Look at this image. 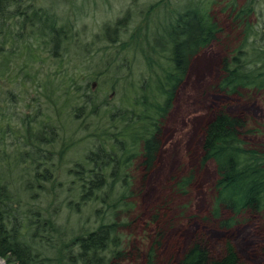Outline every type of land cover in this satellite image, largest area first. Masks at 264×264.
I'll return each mask as SVG.
<instances>
[{
  "label": "rangeland",
  "instance_id": "rangeland-1",
  "mask_svg": "<svg viewBox=\"0 0 264 264\" xmlns=\"http://www.w3.org/2000/svg\"><path fill=\"white\" fill-rule=\"evenodd\" d=\"M19 3L51 13L56 30L64 27L68 36L53 55L27 34L13 65L0 73V189L13 211L7 226L18 238L54 258L72 237L113 222L122 264H178L199 241L211 252L231 245L240 264H264V205L237 216L244 223L221 229L232 216L221 209V219L209 218L218 176L213 161L200 162L205 127L219 112L242 120L243 149L264 161V89L227 94L216 88L223 59L239 48L249 56L254 48L264 51V0ZM187 12L209 20L215 40L191 60L166 108L173 71L169 34ZM29 42L35 58L25 60ZM28 62L35 78L48 90L58 86L57 92L44 93L27 78ZM154 132L158 150L148 170L143 142ZM189 177L181 190L179 180Z\"/></svg>",
  "mask_w": 264,
  "mask_h": 264
},
{
  "label": "trees",
  "instance_id": "trees-1",
  "mask_svg": "<svg viewBox=\"0 0 264 264\" xmlns=\"http://www.w3.org/2000/svg\"><path fill=\"white\" fill-rule=\"evenodd\" d=\"M19 4V0H0L1 74L13 65L12 63L17 58L16 51L21 43L23 45V38L27 34L31 37L35 35L44 46L49 45L53 55L57 54L55 52L57 45L66 40L64 38L68 36L64 27L60 31L56 30L57 20L51 13L45 10L37 12L31 7L22 9ZM246 12V8L239 10L237 18H241ZM208 21L193 12H187L170 31L173 71L168 77L172 84L166 108H170L175 91L183 83L191 60L200 49L207 47L215 40L216 29L209 25ZM103 29H105L103 33L105 36L112 33L108 27L104 26ZM154 40L157 43L158 40ZM30 43L22 49V56L26 58L25 60L35 58V50L32 49ZM7 46L9 49H6ZM254 49L252 56H249V52L245 49L239 48L232 59L222 60L223 76L216 85L218 90L234 94L242 89L258 91L264 89V51L260 47ZM28 64L30 62L26 63L27 70L32 68L31 66L28 68ZM30 72L31 70L27 78L35 79L44 93H51L54 90L57 92L58 86L53 85V88L48 90V83H40L39 79L35 78V73ZM86 98H88L87 95ZM244 126L239 118L219 112L208 122L204 130L200 162L205 164L213 161L218 176L214 186L216 196L209 218L221 219V209L227 210L232 217L219 223L220 228L224 230L234 227L238 222L244 223L237 218L246 214L253 215L264 205V161L258 158L253 151L243 149L239 135ZM47 130L51 137L56 136L55 128L47 127ZM99 150L95 156L100 155ZM157 150L158 141L154 132L143 142L142 155L146 169L149 170L153 164ZM104 159L105 157H102V160ZM190 180L191 177L179 180L181 190L188 186ZM101 186V183L95 185V189L98 191ZM11 213L13 211L7 210L4 206L3 192L0 189V259L8 264H122L123 262L122 253L116 250L117 246L120 247V237L115 236L118 227L116 223L100 225L95 231L72 237L69 242L60 247L61 250L57 251L54 258H50L41 256L39 251L34 252L29 245L18 238L19 235L13 225L7 226ZM49 236H46L44 241L51 245ZM116 238H118L117 241ZM153 251L148 252L149 263L153 259ZM104 253L108 255L105 256ZM178 264L240 263L231 245H224L216 252H211L203 241H199L192 243L185 250Z\"/></svg>",
  "mask_w": 264,
  "mask_h": 264
},
{
  "label": "bare ground",
  "instance_id": "bare-ground-1",
  "mask_svg": "<svg viewBox=\"0 0 264 264\" xmlns=\"http://www.w3.org/2000/svg\"><path fill=\"white\" fill-rule=\"evenodd\" d=\"M0 264H3V262L0 261Z\"/></svg>",
  "mask_w": 264,
  "mask_h": 264
},
{
  "label": "flooded vegetation",
  "instance_id": "flooded-vegetation-1",
  "mask_svg": "<svg viewBox=\"0 0 264 264\" xmlns=\"http://www.w3.org/2000/svg\"><path fill=\"white\" fill-rule=\"evenodd\" d=\"M47 132H48V130H47Z\"/></svg>",
  "mask_w": 264,
  "mask_h": 264
}]
</instances>
